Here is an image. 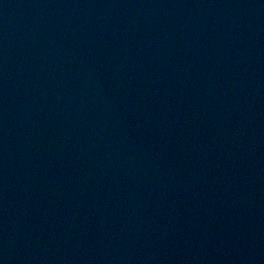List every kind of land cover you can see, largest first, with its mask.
<instances>
[{"label": "water", "instance_id": "1", "mask_svg": "<svg viewBox=\"0 0 264 264\" xmlns=\"http://www.w3.org/2000/svg\"><path fill=\"white\" fill-rule=\"evenodd\" d=\"M0 264H264V0H0Z\"/></svg>", "mask_w": 264, "mask_h": 264}]
</instances>
